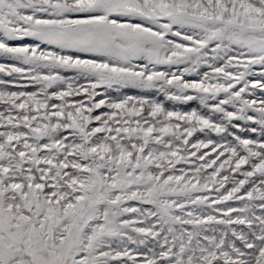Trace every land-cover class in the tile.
I'll use <instances>...</instances> for the list:
<instances>
[{"label":"snow or ice","instance_id":"1","mask_svg":"<svg viewBox=\"0 0 264 264\" xmlns=\"http://www.w3.org/2000/svg\"><path fill=\"white\" fill-rule=\"evenodd\" d=\"M0 264H264V0H0Z\"/></svg>","mask_w":264,"mask_h":264}]
</instances>
